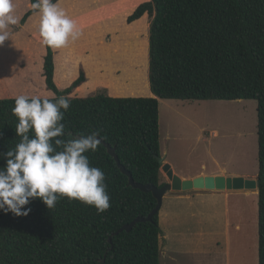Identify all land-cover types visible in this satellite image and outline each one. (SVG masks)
Segmentation results:
<instances>
[{
	"label": "trees",
	"instance_id": "trees-1",
	"mask_svg": "<svg viewBox=\"0 0 264 264\" xmlns=\"http://www.w3.org/2000/svg\"><path fill=\"white\" fill-rule=\"evenodd\" d=\"M34 15L31 7L20 26ZM145 15L151 20L153 96L100 93L71 98L87 81L86 71L81 68L80 77L61 93L55 81V54L47 48L43 76L47 90L57 97L40 99L55 101L63 96L70 101L60 139L99 131V138L115 148L136 183L157 187L166 184L156 158L161 156L159 100L257 101L258 249L259 264H264V0H150L139 5L127 22ZM14 103L15 99H0V154L20 141ZM86 155L90 165L105 174L110 208L98 215L94 207L69 203L66 198L51 209L42 200L32 199L25 206L31 210L26 217L0 212V264H160L159 214L130 232L115 235L138 217H147L158 204L156 198L130 186L129 177L104 145ZM4 164L0 157V168Z\"/></svg>",
	"mask_w": 264,
	"mask_h": 264
},
{
	"label": "rangeland",
	"instance_id": "rangeland-1",
	"mask_svg": "<svg viewBox=\"0 0 264 264\" xmlns=\"http://www.w3.org/2000/svg\"><path fill=\"white\" fill-rule=\"evenodd\" d=\"M115 1L118 0H96L93 15L77 24L79 38L70 40L64 48L53 49L55 81L61 93L71 87L80 77V69L84 68L88 80L69 95L71 98H89L100 93L111 97L153 96L148 70L151 20L147 30L145 18L135 26L127 22L139 5L150 0H127L122 4V11L120 7L109 8ZM12 3L17 23L9 26V35L17 33L14 28H20L21 19L30 10V0H12ZM85 15L82 12L74 21ZM38 22L39 16L35 15L20 34L23 39L34 38L27 46L31 47L29 52L37 55L45 47L37 35ZM34 75V90L40 98L57 97L43 86L40 75L36 72ZM159 102L161 156L178 174L211 173L225 168L231 175L258 176L257 101ZM162 175V182L168 183L166 175L163 172ZM203 192L249 194L255 190ZM176 194L178 192L167 194L161 209L160 264H259L258 209L252 213L255 205L251 203L254 197L231 198L232 219L241 224L243 215L245 224L243 231H231L229 243L224 199L216 203L201 197L186 202L172 196Z\"/></svg>",
	"mask_w": 264,
	"mask_h": 264
},
{
	"label": "clouds",
	"instance_id": "clouds-1",
	"mask_svg": "<svg viewBox=\"0 0 264 264\" xmlns=\"http://www.w3.org/2000/svg\"><path fill=\"white\" fill-rule=\"evenodd\" d=\"M31 7L39 16L37 35L43 46L61 49L81 35L59 0H33ZM13 11L12 0H0V45L9 39V26L17 23ZM69 108L70 101L63 96L55 101L25 95L15 98L12 114L18 119L15 133L20 141L0 154L5 160L0 168V212L26 217L31 210L25 206L32 199L42 200L51 209L66 198L69 203L94 207L98 215L110 208L105 174L91 166L86 155L97 150L99 131L60 139Z\"/></svg>",
	"mask_w": 264,
	"mask_h": 264
},
{
	"label": "crops",
	"instance_id": "crops-1",
	"mask_svg": "<svg viewBox=\"0 0 264 264\" xmlns=\"http://www.w3.org/2000/svg\"><path fill=\"white\" fill-rule=\"evenodd\" d=\"M95 1L96 0H60L59 4H60V7L65 9L68 16L72 18L73 20L76 19L78 16L82 15V12L86 13V15L83 16L81 19L75 20L76 25H77L78 23H80V21H83L85 17H87L88 15H93V13L95 12V10L93 11V9L96 8V6H94ZM126 2L127 0L115 1L112 5L109 6V8L116 9L117 7H120L119 11H122L124 7L122 6V4H125ZM115 3L117 4L115 5ZM28 7H30L31 9V4H28ZM114 12L115 10L113 11V13ZM108 14H110L111 16L110 12ZM35 15L32 16L24 26H20L17 33H13L12 35H9V39L5 40L3 44L0 45V99H15L19 95H25L28 98H33V97L40 98V96L37 95L36 91L34 90L36 86L34 72H36V75H40L43 86L44 87L46 86L43 72H44L45 56L47 54V47L46 48L44 47V50L38 55L34 52H29L28 48H31V47H28L27 45L31 44L33 37L28 36L23 39V36L20 35L23 33L24 28H27L29 26L31 19L35 17ZM143 18H145V27L147 30L148 22L150 19L148 15H145ZM143 18H141L140 20L130 25L135 26V24H138L141 20H143ZM105 22H108V18H106ZM86 77L88 80L87 73H86ZM146 97H150V96H146ZM161 155H162V152H161ZM172 168L174 172L177 175H179L182 179H194L200 176H225V177H231V178L240 177V175L238 174L231 175L229 172H227L225 168L219 171L211 172V173L201 172V173L187 174V175L178 174L176 170L174 169V167ZM257 177H258L257 175L256 176L254 175V176L246 177V179L257 180ZM247 194L248 193H232V192L213 194V193H209V192L207 193L203 191H199V192L193 191V192H187V193H178L172 196L174 198L185 200L186 202L191 201L194 198H201V197H207L210 199V201L216 202V203L218 202V200L220 202L222 199H224L225 201L224 217L226 219L225 226L227 229L226 236H227V240H228V236L230 237V240H229V243H230L231 236H232L231 231L232 230L235 232L243 231V226L245 224L244 223L245 221L243 220L244 218L243 215H242V222H241L242 225L240 224L239 221L237 220L235 221L232 219L233 211L230 208L231 198L233 196L234 197L235 196L244 197L247 199L254 197L255 199H253L251 202L253 206L255 205V207H252V213L257 211V209L259 210L258 190H256L254 193H249L248 195ZM162 210L160 212V216L162 214ZM226 253H227V256H229L228 250L226 251Z\"/></svg>",
	"mask_w": 264,
	"mask_h": 264
},
{
	"label": "water",
	"instance_id": "water-1",
	"mask_svg": "<svg viewBox=\"0 0 264 264\" xmlns=\"http://www.w3.org/2000/svg\"><path fill=\"white\" fill-rule=\"evenodd\" d=\"M100 145H104L108 149V153L113 157L120 170L129 177V184L131 187L141 190L144 193H152L158 201L156 208L147 217H138L131 224L124 226L115 235L122 232H130L138 223L150 222L153 217L160 214L164 204V199L170 192L187 193L193 191H253L258 190V181L253 179H246L244 177H225V176H200L194 179H182L177 175L172 166L166 162L162 156H156L159 161L162 172L167 176L169 182L162 187H157L153 184L136 183L132 174L121 164L119 157L116 154L115 148L106 144L100 139Z\"/></svg>",
	"mask_w": 264,
	"mask_h": 264
},
{
	"label": "bare ground",
	"instance_id": "bare-ground-1",
	"mask_svg": "<svg viewBox=\"0 0 264 264\" xmlns=\"http://www.w3.org/2000/svg\"><path fill=\"white\" fill-rule=\"evenodd\" d=\"M239 102H241V101H239Z\"/></svg>",
	"mask_w": 264,
	"mask_h": 264
}]
</instances>
